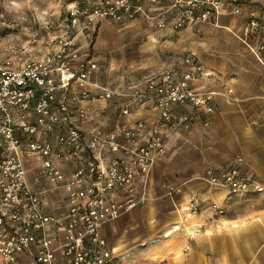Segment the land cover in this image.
<instances>
[{
	"label": "built area",
	"instance_id": "2783aa9c",
	"mask_svg": "<svg viewBox=\"0 0 264 264\" xmlns=\"http://www.w3.org/2000/svg\"><path fill=\"white\" fill-rule=\"evenodd\" d=\"M246 1L77 0L68 6L64 33L48 53L22 64L9 57L0 60V264H16L27 252L33 264H111L101 229L142 204L138 181L146 179L163 156L165 131L174 125L186 130L199 114L207 127L215 114L214 92L190 87L214 73L188 54L183 58L188 70L167 68L125 94L128 106L121 115L130 114L129 105L156 110L155 126L136 121L119 130L82 133L74 121L86 119V104L109 102L121 93L103 88L92 94L88 85L98 63L81 57L76 38L91 42L101 22L125 24L137 18L151 22L154 30H164L168 14L172 30L192 29L216 19L221 3L238 15ZM262 24L264 12L259 17L251 13L243 33L261 34ZM9 28L0 22V33ZM256 51L264 52V43ZM104 151L109 158L103 163ZM24 159L38 161L39 180L64 190L63 214L43 212L39 194L27 184ZM57 163L72 164L71 174L66 177ZM199 179L230 195L264 193V185L232 167L207 169ZM208 209L210 220L224 214L215 205ZM189 210L199 214L195 198Z\"/></svg>",
	"mask_w": 264,
	"mask_h": 264
},
{
	"label": "crops",
	"instance_id": "0c3cea01",
	"mask_svg": "<svg viewBox=\"0 0 264 264\" xmlns=\"http://www.w3.org/2000/svg\"><path fill=\"white\" fill-rule=\"evenodd\" d=\"M232 11L223 2L216 19L181 31L172 30V14L164 30H154L142 18L125 24L101 22L91 42L76 38L81 57L98 63L88 85L92 94L103 88L121 93L109 102L85 103L88 116L74 121L84 134L119 130L136 121L155 126L156 110L129 105L130 114L121 115L128 106L125 94L167 68L188 70L185 55L214 73L190 84L194 91L214 92L215 114L209 125L202 126L204 116L199 114L186 130L168 128L163 156L148 177L138 181L142 204L101 229L111 264H264V193L230 195L199 179L207 169L232 167L264 185V52L256 51L264 43V31L243 33L248 16L264 12V0H247L238 15ZM104 154L103 163L109 158ZM23 163L27 184L39 194L43 212L63 214L64 190L37 178L38 161ZM57 166L66 177L73 170L72 164ZM192 198L199 214L190 213ZM212 205L224 214L210 220ZM198 228L202 230L196 234ZM16 264H33L32 253L22 254Z\"/></svg>",
	"mask_w": 264,
	"mask_h": 264
},
{
	"label": "rangeland",
	"instance_id": "374dc122",
	"mask_svg": "<svg viewBox=\"0 0 264 264\" xmlns=\"http://www.w3.org/2000/svg\"><path fill=\"white\" fill-rule=\"evenodd\" d=\"M73 1L0 0V22L10 26L0 34V60L22 64L48 53L64 33L62 20Z\"/></svg>",
	"mask_w": 264,
	"mask_h": 264
},
{
	"label": "trees",
	"instance_id": "16d2710c",
	"mask_svg": "<svg viewBox=\"0 0 264 264\" xmlns=\"http://www.w3.org/2000/svg\"><path fill=\"white\" fill-rule=\"evenodd\" d=\"M75 1H77V0H75ZM4 31H5V30H3L0 34H2Z\"/></svg>",
	"mask_w": 264,
	"mask_h": 264
}]
</instances>
